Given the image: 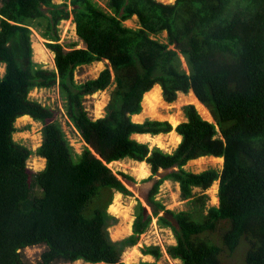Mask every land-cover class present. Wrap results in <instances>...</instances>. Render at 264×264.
I'll return each mask as SVG.
<instances>
[{
	"label": "trees",
	"instance_id": "1",
	"mask_svg": "<svg viewBox=\"0 0 264 264\" xmlns=\"http://www.w3.org/2000/svg\"><path fill=\"white\" fill-rule=\"evenodd\" d=\"M0 3V62L6 65L0 77V264H30L22 250L36 245L47 247L38 264H128L121 260L124 249L138 242L152 219L140 213L132 235L111 238L109 228L118 220L108 212L113 191H132L108 163L126 157L147 161L154 174L177 167L150 191L154 215L165 209L155 199L165 179L180 183L183 199L195 195L194 187L206 190L220 181L219 205L207 213L204 193L195 197L194 211L174 213L178 227L160 217L177 237L167 248L173 258L183 264H226L244 241L240 264H264V0H108L110 12L94 0H71L72 9L54 0ZM134 15L138 28L124 24ZM71 16L85 47L66 50L59 42V25ZM43 22L55 69L33 59L32 27ZM163 31L168 42L155 37ZM179 54L189 72L181 67ZM103 59L110 67L96 78L75 80L78 67ZM113 83L106 115L91 118L85 96ZM57 84L68 117L100 157L90 147L75 154L54 109L29 96L34 88ZM155 84L168 102L192 91L215 119L210 122L195 105H186L187 120L175 127L182 140L173 153L133 138L173 130L169 121L132 119ZM24 115L43 122L36 154L46 158V166L40 171L27 165L34 151L13 136L16 120ZM202 156L223 157V169L195 173L184 168ZM217 231L220 240L215 242ZM143 253L162 255L159 245L144 246Z\"/></svg>",
	"mask_w": 264,
	"mask_h": 264
},
{
	"label": "rangeland",
	"instance_id": "2",
	"mask_svg": "<svg viewBox=\"0 0 264 264\" xmlns=\"http://www.w3.org/2000/svg\"><path fill=\"white\" fill-rule=\"evenodd\" d=\"M102 9L106 11H111L108 6V0H94ZM163 3H174L176 0H158ZM55 3L68 5V9H72L71 0H54ZM1 5V3H0ZM46 8V7H45ZM124 24L131 28L140 27L139 18L137 15H134L132 18L125 20ZM46 29V23H38L36 26L32 27V47H33V59L34 61L44 68L55 69V53L47 46V43L50 42L48 38L44 37L43 33ZM59 42L63 44L66 50L72 48H83L85 47L84 41L78 36L76 23L73 20V16L69 19L62 20L59 25ZM154 37V36H153ZM162 42H168V34L166 31L155 36ZM170 48H175V46H170ZM180 55L181 67L189 72V66L186 61V58ZM106 67H110L108 60L95 61L88 65L80 66L75 71V80L78 83H83L89 79L96 78L100 72ZM6 65L0 62V77L5 74ZM161 87V98L162 100L157 105L156 110L155 106H148V103L143 97L142 111L139 114L132 116L133 121L135 122H144L146 119L160 120V121H169L173 125V130L168 133H160L162 138L159 140L155 136H141L134 134L133 138L139 140L143 143H148L150 149L159 148L167 153H173L182 140V136L178 134L175 130V127L187 120V117L184 112V107L188 104H193L200 112V114L208 121L215 122V119L209 110L197 97L194 95H189L188 93L179 92L175 101L168 102L164 95L163 89ZM154 85V86H155ZM115 84H111L107 89L97 91L93 94L86 95L84 100V105L88 114L91 118L97 119L104 117L107 113V105L111 98L112 90L114 89ZM150 91V90H149ZM192 92V91H190ZM30 98L35 99L41 102L43 105L49 106L55 111V119L61 124L66 137L68 138L70 144L73 146L75 154H81L86 147H90L89 144L84 140L78 129L75 127L74 123L70 120L67 114L66 101L61 94L59 85H55L51 88H34L29 94ZM192 96V97H191ZM196 97V98H195ZM198 99V100H197ZM197 100V101H196ZM146 108V109H145ZM148 109V110H147ZM157 112V113H156ZM173 115V116H172ZM29 116V115H28ZM172 117V118H171ZM171 118V119H170ZM178 119V120H177ZM17 131L14 133V139L17 142H20L23 145H26L34 151L31 157L27 161V165L34 171H40L46 166V158L36 154V150L41 146L43 142V122L34 120L31 116L28 118H18L15 122ZM174 132L178 134L180 140L175 143L174 137L170 134ZM164 135V136H163ZM220 136V135H219ZM144 137V138H143ZM154 139V140H153ZM156 141V142H155ZM165 141V142H164ZM172 141V143L170 142ZM170 142V143H169ZM166 143V144H165ZM174 143V144H173ZM173 144V145H172ZM164 146V147H163ZM91 148V147H90ZM92 149V148H91ZM94 154L95 150L92 149ZM215 157V156H214ZM223 158V157H222ZM139 162L137 160L126 157L124 159L113 161L108 163V166L111 170L117 174L120 179L121 173L128 174L134 178L137 182L138 187L133 189L128 187L132 191V194H124L120 191L114 190L112 203L108 207V212L118 220H115V224L109 228L111 238L115 241L122 240L133 234V224L136 218L140 213H144V208L147 209L146 218L151 216V223L144 233L139 236L138 242L134 246L126 247L122 253L121 260L128 264L140 262V261H149L157 262L159 264H183L182 261L178 258H173L167 251L168 246L174 245L177 243V237L174 232L173 226H166L160 222V217L163 211H171L177 213L179 211L187 210L194 211L196 205L194 203L195 197L201 194H207L208 198L206 200V206L204 208V213L208 212V208L213 205H219V180H216L208 189L203 190L200 187H194L195 195L188 199H183L181 196V187L180 183L173 179H165L160 185L159 192L156 194L155 199L161 201L165 209L160 210L157 215H154V206L149 199V194L152 189V186L156 181L161 178H158L153 173L151 164L145 161L148 164V172L140 173L138 170ZM224 159L219 161L215 158L207 156L204 159H193L187 162L184 166L186 170L199 173L204 170L215 168L219 171L223 169ZM177 170V167L173 168ZM138 170V171H137ZM168 175V174H167ZM165 175L163 178H165ZM149 179V177H151ZM217 184V189H213V185ZM108 189L103 192L102 197L107 198ZM121 194V195H120ZM120 195V197H117ZM114 206V208H112ZM117 207V210H116ZM139 213V214H138ZM125 224V225H124ZM125 226V227H124ZM124 227V228H123ZM117 232H116V231ZM126 230V231H125ZM130 230V231H129ZM124 232V234H123ZM213 235L215 242H218L219 231ZM127 233V234H125ZM245 242L242 241L237 252L233 254L230 258H226V264H240L245 260V252L247 247L244 246ZM149 245H159L162 251V255L159 259L155 258L153 255L144 254L143 247ZM136 248V254L131 258L133 248ZM45 245H36L26 247L22 250L23 259L30 264H38L41 260L42 253L46 250ZM138 251L140 253H138ZM140 254V255H139ZM150 255V256H149ZM130 258V259H129ZM52 264H94L89 263L84 260H78L75 262L68 261H56Z\"/></svg>",
	"mask_w": 264,
	"mask_h": 264
},
{
	"label": "bare ground",
	"instance_id": "3",
	"mask_svg": "<svg viewBox=\"0 0 264 264\" xmlns=\"http://www.w3.org/2000/svg\"><path fill=\"white\" fill-rule=\"evenodd\" d=\"M161 87L159 86V85H155L150 91H148L147 93H146V95H145V99H146V101H147V103H148V106H155V108H154V110H156V107H157V105L160 103V101L162 100V98H161ZM193 92H189V95H194V94H192ZM192 97V96H191ZM196 98V97H195ZM198 100V99H197ZM196 100V101H197ZM144 101V100H143ZM142 104H144V103H142ZM146 109V108H145ZM148 110V109H147ZM157 113V112H156ZM140 115V114H139ZM173 116V115H172ZM29 116L28 115H24V116H21L20 118H28ZM172 118V117H171ZM170 118V119H171ZM178 120V119H177ZM138 135H141V136H150V134H138ZM172 137H174V139H175V143L177 144V142L180 140V137L178 136V134H176V133H174V132H172L171 134H170ZM164 136V135H163ZM144 138V137H143ZM155 138H157L158 140L160 139V138H162V136H161V134H159V135H157V136H155ZM182 138V137H181ZM154 140V139H153ZM156 142V141H155ZM165 142V141H164ZM171 143H172V141H170ZM169 142V143H170ZM166 144V143H165ZM174 144V143H173ZM172 144V145H173ZM164 147V146H163ZM207 156H202V157H200V159H204V158H206ZM209 157H211V158H215V159H217V160H219V161H222L224 158H222V157H214V156H209ZM199 159V158H198ZM117 162V161H116ZM139 167H138V170H139V172L140 173H147L148 172V164L145 162V161H141V162H139ZM137 170V171H138ZM158 187H159V185H158ZM217 184H215V185H213V189H217ZM158 192V191H157ZM121 195V194H120ZM120 195H118L117 197H120ZM152 198H153V196H152ZM154 200V199H153ZM158 205V204H157ZM112 208H114V206L112 207ZM116 210H117V207H116ZM139 214V213H138ZM178 216V215H177ZM125 225V224H124ZM125 227V226H124ZM123 227V228H124ZM116 231V230H115ZM126 231V230H125ZM130 231V230H129ZM117 232V231H116ZM123 234H124V232H123ZM125 234H127V233H125ZM137 252H136V248L134 247L133 248V252H132V254H131V258L136 254ZM138 253H140L139 251H138ZM140 255V254H139ZM150 256V255H149ZM135 257V256H134ZM130 259V258H129Z\"/></svg>",
	"mask_w": 264,
	"mask_h": 264
},
{
	"label": "water",
	"instance_id": "4",
	"mask_svg": "<svg viewBox=\"0 0 264 264\" xmlns=\"http://www.w3.org/2000/svg\"><path fill=\"white\" fill-rule=\"evenodd\" d=\"M97 156L100 157L99 155ZM172 170L173 168H168V169L161 168L155 173V176H157L158 178H163L165 175L170 173ZM120 179L128 187H132L133 189H136L138 187L137 182L134 179H130L124 175H120ZM146 213H147V209L144 208V218H146ZM161 216L164 217L166 220L170 221L174 227H178V221L173 212L166 210V211H163Z\"/></svg>",
	"mask_w": 264,
	"mask_h": 264
}]
</instances>
